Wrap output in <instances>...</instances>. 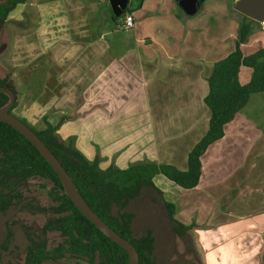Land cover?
Returning <instances> with one entry per match:
<instances>
[{
  "label": "crops",
  "instance_id": "0c3cea01",
  "mask_svg": "<svg viewBox=\"0 0 264 264\" xmlns=\"http://www.w3.org/2000/svg\"><path fill=\"white\" fill-rule=\"evenodd\" d=\"M133 2L125 7L134 18L128 29L120 27L124 14H115L110 0L16 4L0 28V77L14 85L15 116L36 129L46 119L60 141L101 171L148 163L185 171L188 153L208 126L206 78L228 54L222 52L227 29L215 46L198 53L194 15L208 9L222 21L211 9L218 0L206 6L201 0L194 14L178 0ZM236 118L202 156L195 188L182 189L160 175L153 179L162 200L174 206V219L190 227L192 258L184 259L192 264H264V207L245 213L221 202L236 167L225 159L243 138ZM151 204L165 216L161 204ZM182 242L169 238L168 247Z\"/></svg>",
  "mask_w": 264,
  "mask_h": 264
},
{
  "label": "trees",
  "instance_id": "16d2710c",
  "mask_svg": "<svg viewBox=\"0 0 264 264\" xmlns=\"http://www.w3.org/2000/svg\"><path fill=\"white\" fill-rule=\"evenodd\" d=\"M3 0H0V2ZM26 0H7L0 5V28L8 12L18 3ZM127 8L123 10V14ZM242 20L238 26V38L233 49L215 61L206 78L207 93L204 103L209 109L208 126L204 135L194 144L187 155V169L181 171L168 164H139L126 169L109 168L101 171L97 162H90L70 145H65L55 135L56 127L44 119L45 126L36 129L26 123L46 144L70 176L77 192L90 209L116 234L133 245L138 252V264H173L170 260L172 247L165 258L156 254L157 239L151 228L140 233L135 231L136 213L132 206L147 195L152 203L161 204L172 237L180 238L192 250L189 226L174 219V206L162 200V193L155 187V176H163L182 189L195 188L202 174V156L207 148L224 136L225 125L231 122L247 103L252 93L264 91V47L244 53L242 44L252 30L251 22L256 20L239 12ZM242 66L250 67L252 74L246 84L238 81ZM0 87L14 95L15 89L9 76L0 77ZM11 101L7 91L0 90V108ZM33 178L49 181L61 191L57 204L44 208L32 197H25L24 191ZM52 213L36 236L26 235L23 253L24 264H44L51 259L68 257L79 253L87 264H128L127 251L101 233L67 196L60 178L45 158L19 130L0 120V220L5 229L0 237V257L10 251L15 242L11 225L20 212ZM54 233L61 242L49 249L47 233ZM5 256V255H4ZM158 257V260L156 258ZM73 258V257H71ZM174 264L176 262L174 261ZM177 264H180L179 262ZM183 264H192L184 260Z\"/></svg>",
  "mask_w": 264,
  "mask_h": 264
},
{
  "label": "rangeland",
  "instance_id": "374dc122",
  "mask_svg": "<svg viewBox=\"0 0 264 264\" xmlns=\"http://www.w3.org/2000/svg\"><path fill=\"white\" fill-rule=\"evenodd\" d=\"M203 1L204 0H202V2ZM209 2L210 0H205L203 4L206 6ZM236 2H239V0H218L217 4H221L222 6L218 5L217 7H211V9L218 10L217 14L222 21L216 20L215 15L209 13L208 9H206L207 15H203L202 12H200V9L195 13L194 18L196 21L194 22L196 23L195 28L197 30L196 44L200 46H196L198 53L203 52L202 49L204 46H215L216 37L221 30L224 31L225 26L227 29V35L226 38L223 37L222 52L227 54V51L229 53L233 49L234 43L238 38L239 22L242 20L241 15L235 8ZM133 4L131 6H133ZM209 14L211 15V18ZM261 21L263 22L264 18ZM261 21L256 20L255 22H251L252 30L248 35L249 38L247 37L244 42L245 45L241 46L242 51L246 54L253 52L259 47H264V32L260 31ZM251 74L252 69L250 67L242 66L238 73V81L241 84H246L250 80ZM236 117V122L240 125L241 136L243 138L241 139V143L236 142L231 146V150L229 148L230 152H228L227 158L225 159V161L231 163L230 169L236 167L235 173H232L234 175H231L232 178L230 177V181H228L226 186L222 189L223 191L225 190L224 192L226 195L221 199V202L222 206L229 205L231 211L250 213L251 211H256L260 207H264L260 206L264 205V91L252 93L247 103L241 108ZM240 150L241 153L244 154V157H241ZM211 164L214 165L213 167L216 166L212 162ZM61 194V191L54 187L49 181L38 178H34L30 181V185L26 191V195L38 198L40 203L46 208L56 205L57 198H60ZM252 206H254V208H251ZM132 210L136 213L134 227L136 232L140 233L146 228H151L154 231L157 239V256L161 255L164 257V253L168 252L172 247V256L170 257V260L173 264L174 261L176 264L178 262L183 264L185 256L192 258L189 254L193 251L185 246L183 242V245L179 247L175 243L168 247V244H170L169 238L172 239V237L167 220L160 208L151 204L150 200L147 199V195L142 199H138V201L132 206ZM51 214L52 213H50V216ZM45 218H47V216H29L23 213L16 216L17 221L14 220L11 225L15 237V245L17 246V250L14 252L16 255L21 254L20 250H23L24 248L26 235L30 233L32 234L33 232L31 231L30 226L36 224L37 227L35 231L38 233ZM21 220H23V222ZM2 222L3 221L0 220L1 238L5 235V229ZM46 236L48 238L47 246L49 249L55 247L61 242V238L54 233H49ZM163 239H165L163 242L164 247H162ZM7 254L8 253L5 254V257ZM157 256L156 258L158 260ZM190 258H187V260H191ZM23 259V256L20 255L17 257L12 256V259H6V261H9V264H24ZM6 261L5 264H7ZM160 263L164 264V261ZM0 264H4L3 260H0ZM44 264L87 263L63 258L49 260Z\"/></svg>",
  "mask_w": 264,
  "mask_h": 264
},
{
  "label": "water",
  "instance_id": "95a60500",
  "mask_svg": "<svg viewBox=\"0 0 264 264\" xmlns=\"http://www.w3.org/2000/svg\"><path fill=\"white\" fill-rule=\"evenodd\" d=\"M6 1L7 0L1 1L0 5ZM127 2L128 0H110L112 9L117 15H121L123 13ZM200 2L201 0H178V4L187 14H194L200 5ZM235 8L238 12L254 20L261 21L264 18V0H239V2H236ZM0 90L7 91L11 95V101L5 107L0 108V120L11 124L17 130H19L33 145H35L39 153L57 173L67 196L82 213V215L88 219L101 233L127 251L129 256L128 264H138L139 255L135 247L116 234L90 209V207L77 192L68 173L60 164L59 160L49 150L46 144L26 123H24L19 117L15 116L12 112H9V108L14 102L13 93L1 87Z\"/></svg>",
  "mask_w": 264,
  "mask_h": 264
},
{
  "label": "flooded vegetation",
  "instance_id": "af4514ba",
  "mask_svg": "<svg viewBox=\"0 0 264 264\" xmlns=\"http://www.w3.org/2000/svg\"><path fill=\"white\" fill-rule=\"evenodd\" d=\"M34 179V178H33ZM32 180V179H31ZM30 180V181H31ZM30 181H29V185H30ZM28 188V187H27ZM26 191H27V189L24 191V196L25 197H32V198H35L39 203H40V201L38 200V198H36V197H33V196H28V195H26ZM40 205L42 206V207H44L43 205H42V203H40ZM50 207H52V206H50ZM49 207V208H50ZM44 208H46V207H44ZM26 214V215H29V216H35V215H42V216H47V218H45L44 219V223L42 224V226L45 224V222L50 218V213L48 212V213H46V214H41V213H35V214H30V213H28V212H20V213H18L17 215H20V214ZM16 215V216H17ZM15 221H17V219H16V217H15V219H14ZM22 222H23V220H21ZM25 224V223H24ZM26 226H28L27 224H25ZM30 226V225H29ZM42 226H41V228H42ZM31 227V231H33L32 232V234L30 233V234H28V236H36L37 234H39V232H40V229H39V232L37 233V231H35V229H36V227H37V225L36 224H33L32 226H30ZM50 233V232H49ZM49 233H47V235L49 234ZM47 237V236H46ZM14 245H15V242L13 243ZM16 246V245H15ZM57 246V245H56ZM17 247V246H16ZM15 250H17V249H15L14 247H12L11 249H10V251L9 252H7L8 254H7V256L5 257L4 255L2 256V257H0V260H3V262H4V264H5V261H6V259H12V256L13 257H17V256H20V255H22L23 256V258L25 257V255H24V253H23V250H20V252H21V254L20 255H16L14 252H15ZM13 254V255H12ZM67 256L68 257H66V258H69V259H74V260H77V261H83L84 259H82V258H80V254L79 253H75V252H72V255H70L69 253L67 254ZM7 257H9V258H7ZM71 257H73V258H71ZM63 259V258H62ZM24 260V259H23ZM51 260H54V259H51ZM83 262H85V261H83ZM163 262V261H162ZM6 263L7 264H9V261H6ZM86 263V262H85Z\"/></svg>",
  "mask_w": 264,
  "mask_h": 264
},
{
  "label": "built area",
  "instance_id": "2783aa9c",
  "mask_svg": "<svg viewBox=\"0 0 264 264\" xmlns=\"http://www.w3.org/2000/svg\"><path fill=\"white\" fill-rule=\"evenodd\" d=\"M134 25V18L131 13H124L120 20V27L123 29H128L133 27Z\"/></svg>",
  "mask_w": 264,
  "mask_h": 264
}]
</instances>
